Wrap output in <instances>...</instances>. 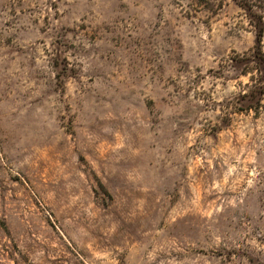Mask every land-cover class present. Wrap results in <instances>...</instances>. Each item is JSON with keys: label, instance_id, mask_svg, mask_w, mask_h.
I'll return each mask as SVG.
<instances>
[{"label": "rangeland", "instance_id": "1", "mask_svg": "<svg viewBox=\"0 0 264 264\" xmlns=\"http://www.w3.org/2000/svg\"><path fill=\"white\" fill-rule=\"evenodd\" d=\"M239 1L0 0V264H264Z\"/></svg>", "mask_w": 264, "mask_h": 264}, {"label": "trees", "instance_id": "2", "mask_svg": "<svg viewBox=\"0 0 264 264\" xmlns=\"http://www.w3.org/2000/svg\"><path fill=\"white\" fill-rule=\"evenodd\" d=\"M236 1V0H235ZM255 0H240L239 6L245 10L246 14L250 17V21L254 22L255 34H256V45L253 53L254 58H261L259 45L261 43L262 35L264 33V8L260 9L257 3H254ZM260 61V62H259ZM260 63L259 67L261 71H264V60H258ZM257 88H255L256 95L264 93V85L262 86L261 82H258Z\"/></svg>", "mask_w": 264, "mask_h": 264}]
</instances>
